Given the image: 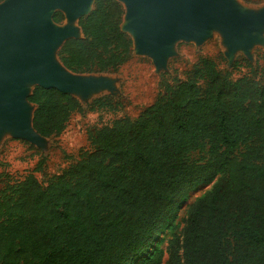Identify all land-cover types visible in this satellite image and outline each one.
I'll return each mask as SVG.
<instances>
[{
    "label": "trees",
    "instance_id": "1",
    "mask_svg": "<svg viewBox=\"0 0 264 264\" xmlns=\"http://www.w3.org/2000/svg\"><path fill=\"white\" fill-rule=\"evenodd\" d=\"M123 15L118 0H95L79 20L83 36L57 52L64 66L118 71L133 49ZM162 83L136 118L89 130V149L46 184L35 175L43 158L21 180L0 172V264H163L166 254V264H264V84L234 80L208 57L186 79ZM28 100L44 137L62 133L74 113L120 104L111 94L83 104L39 85ZM216 177L160 247L188 191Z\"/></svg>",
    "mask_w": 264,
    "mask_h": 264
},
{
    "label": "water",
    "instance_id": "2",
    "mask_svg": "<svg viewBox=\"0 0 264 264\" xmlns=\"http://www.w3.org/2000/svg\"><path fill=\"white\" fill-rule=\"evenodd\" d=\"M118 1L124 5L121 29L131 37L134 53L149 56L157 68L162 66L174 51L165 54L164 46L169 41L173 46L181 39L201 42L212 35L214 27H218L231 38L229 53H235V47L241 37L251 36L248 21L236 15L237 12L230 7L229 0ZM94 3L95 0L0 2V130L2 127L10 128L8 133L0 131V137L12 134L35 143H39L44 137L33 126L36 106L28 100L36 85L57 88L77 98L85 91L94 93L90 87L97 85V82L92 79L104 76L76 75L80 73L69 70L55 55V51L58 52L67 39L83 36L79 20L92 11ZM59 9L65 12L66 20H72L73 23L78 20V26L73 24L70 29H65L62 28L65 23L62 26L57 25L54 13ZM77 32L81 35L78 36ZM254 44L252 42L241 50H248ZM50 49L53 50V57L59 65L71 74V80L61 81L51 72L46 59V52ZM85 77L87 80L82 79ZM25 81L35 85L32 89L30 85L29 91L20 95L19 88ZM112 87L114 85L107 86V89ZM98 92L101 91L96 93ZM25 104L31 105L32 132L21 130L15 117L18 108Z\"/></svg>",
    "mask_w": 264,
    "mask_h": 264
},
{
    "label": "rangeland",
    "instance_id": "3",
    "mask_svg": "<svg viewBox=\"0 0 264 264\" xmlns=\"http://www.w3.org/2000/svg\"><path fill=\"white\" fill-rule=\"evenodd\" d=\"M237 1L252 9H259L264 6V0ZM122 6L124 8L123 4ZM58 12L62 15V20L55 23L62 26L65 23L66 14L59 9L54 15ZM74 25L78 26V20L75 21ZM76 34L81 35L80 32ZM222 41L221 35L216 32L201 42L178 40L175 43L173 53L158 68L149 56L135 54L132 49V56L116 72L76 74L104 76L113 79L115 82L114 87L110 89H107V87L101 89L95 85L96 87H90L94 93L85 91L81 95L78 94V98L83 104H87L97 96L111 94L116 101L120 102L119 106L115 109H101L84 114L74 113L62 133L51 137H43L39 143L32 142L27 138L15 137L12 134L2 135L0 137V172L7 171L11 174L13 180H21L28 172L33 171L43 158V169L36 171L35 175L46 184L52 176L60 174L75 163L82 150L89 149V130H95L104 124H109L116 118L126 116L136 118L163 91L162 82L164 79L169 82H174L175 78L186 79L193 65L202 57L213 59L218 69L222 73H228L230 78L234 80L242 76H249L264 84V41L255 43L248 50H237L235 53H229L228 47ZM55 55L60 61L57 51H55ZM236 60L240 61V65L234 67ZM101 79L102 77L95 78L92 81L98 82ZM34 85H31V89ZM97 91L101 92L96 93ZM203 155L204 153L193 152L191 158L198 159ZM217 177L210 182L199 183L188 191L186 201L177 210L175 220L159 233L158 243L160 247L165 249L168 240L174 234L182 232L183 219L188 205L196 197L209 190ZM2 185L0 184V186ZM166 260L167 254L164 257L163 264H166Z\"/></svg>",
    "mask_w": 264,
    "mask_h": 264
},
{
    "label": "bare ground",
    "instance_id": "4",
    "mask_svg": "<svg viewBox=\"0 0 264 264\" xmlns=\"http://www.w3.org/2000/svg\"><path fill=\"white\" fill-rule=\"evenodd\" d=\"M229 5L232 9H234L237 12L236 15H238V16H240L243 19L248 21L247 23L249 24V30L251 32L250 37H246V36L241 37V39L239 40L238 44L235 47L236 50L244 49L247 45L251 44L252 42L253 43H256V42L260 43V42L264 41V6L259 8V9H252V8L243 6L237 0H229ZM73 24L74 23L72 20H66V22L62 28L70 29L71 27L74 26ZM215 32L219 33L221 35L222 40H223L222 41L223 44L228 46V48H229V44H230V40H231L229 35H227L224 31H222L218 27H214L212 29V34H214ZM247 38L249 39V41H246ZM137 43H138V41H137ZM136 49H137V47H136ZM173 49H174V46H173V43L171 41L166 43L164 46L165 54L173 51ZM137 52L143 53L141 51H137ZM46 59L48 61L49 69L51 70V72L56 77L61 79V81L67 82V81L72 79L71 74H69L67 71H65L59 65V63L55 60V58L53 57V50L52 49H50L46 52ZM82 79L87 80V77L82 78ZM114 83L115 82L113 79L108 78V77H102V79L97 82L96 86L98 88L104 89L105 87L113 85ZM30 85H31V83L29 81L23 82L19 88V94L24 95L25 93H27L30 89ZM30 112H31V105L25 104L22 107L18 108L17 114L15 116L17 121L19 122L21 130H23L25 132H32L31 122H30ZM0 131L3 133H8V132H10V128L9 127H2V130H0Z\"/></svg>",
    "mask_w": 264,
    "mask_h": 264
}]
</instances>
